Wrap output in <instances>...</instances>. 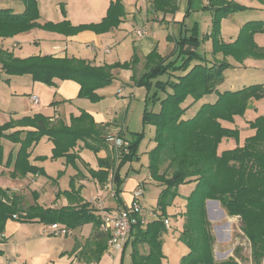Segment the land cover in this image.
I'll return each mask as SVG.
<instances>
[{"label":"trees","instance_id":"1","mask_svg":"<svg viewBox=\"0 0 264 264\" xmlns=\"http://www.w3.org/2000/svg\"><path fill=\"white\" fill-rule=\"evenodd\" d=\"M23 1L25 10L22 14H14L10 9H0V36H13L38 26L35 22L38 17L36 0ZM260 1L264 3V0ZM150 2L153 11L176 10V0ZM205 8L212 12L209 36L214 55L221 53L224 57L231 56L237 62L250 56H260L264 49L256 46L252 36L257 31H264L262 21L244 22L237 37L230 43H225L220 38L221 19L230 13L243 10L245 6L231 0H209ZM124 15L121 1L114 0L99 23L72 27L63 21L43 27L69 34L82 29L101 33L118 26ZM63 25H68L69 29L62 30ZM173 40L175 49L171 55L161 56L154 49L145 56L144 71L138 76L132 74L136 87L145 86L147 91L154 88L145 95L142 122L155 128L154 146L147 153V168L150 177L160 186L157 205L163 214L147 223H144L139 213L133 214L134 222L127 238L131 237L134 243L147 245L148 249L141 253L135 248L131 253L132 262L163 264L165 255L161 249V236L167 230L163 222L164 209L171 203L178 185L192 183L193 189L187 197L186 208L182 214L184 222L180 235L189 251L181 257L179 264H239L232 258L214 260L213 236L206 215V200H216L228 216H238L240 230L250 244L252 261L254 264H264V115L257 116L250 122L255 132L242 146L217 152L223 137L237 134L236 130L224 127L221 120H232L234 115H242L252 98L264 97V85L253 84L237 90L218 91L217 86L224 78L223 71L232 65L225 59L208 61L197 52L200 39L196 24L189 30L184 29L183 35L179 34ZM138 61L135 56L123 63L96 66L74 57L36 55L16 58L0 50L1 68L6 74H29L33 80L47 85H51L54 78L73 80L80 87L78 96L91 101L99 100L101 96L96 90L108 85L114 78L112 68L133 69ZM212 92L217 95L213 102L202 103L191 117H184V112L190 105ZM160 93L164 95L160 96ZM154 102H159L158 110L148 107L149 103ZM22 122L33 125L35 129L26 131L24 137H21V131L5 136L20 143L13 161V177L41 171L27 157L28 148L42 136H47L53 143L54 158L64 156L68 160L74 157L69 151L78 141H83L94 152L106 145L100 128L85 113L73 117L69 126L61 121L52 122L38 114L25 118ZM8 126L6 124L0 130ZM141 137V133H136L134 138L126 139L127 152L121 150L117 164L110 159H98L100 167L105 169L91 170L92 177L105 184L111 168L110 181L118 206L123 205L119 198L123 180L119 167L137 158L136 147ZM1 154L0 145V158ZM62 193L69 202L66 206L44 208L36 202L34 196V202L25 207L20 195L0 188V243L4 240L2 234L5 222L12 218L20 221L38 220L44 224L58 222L70 229L92 223L95 245L91 252L97 259L106 248L109 238L108 233L99 229L100 215L89 202L82 201L73 183L69 191ZM236 258L243 260L239 253Z\"/></svg>","mask_w":264,"mask_h":264},{"label":"crops","instance_id":"2","mask_svg":"<svg viewBox=\"0 0 264 264\" xmlns=\"http://www.w3.org/2000/svg\"><path fill=\"white\" fill-rule=\"evenodd\" d=\"M113 1L36 0L38 17L35 22L38 26L13 36H0V50L10 53L16 58L36 55H51L59 58L74 57L84 59L96 66L111 65L115 62L123 63L130 61L135 56L139 59L133 69L119 70L112 68V75L115 78L118 75L124 76V80L120 81L116 90L107 87L98 88L96 91L102 96V100L96 103L90 102L87 98L77 97L80 87L76 81L54 78L53 83L47 85L33 80L29 74L8 75L2 70L0 64V80H2L0 88L4 85L5 93L8 91L5 95L4 104H0V127L6 124L9 125L7 128L0 130V145L3 146V150L5 149L4 152L8 157H13L17 153L20 143L6 139L5 136L15 131H21V137H24L26 131L34 130L33 125L23 123L22 120L32 118L36 114L52 122L61 121L69 126L71 119L78 116L82 110H85L100 128L102 136L120 134L122 138L127 139L125 134L127 125L124 124V116L122 117L119 114V106L126 101L123 94L124 88L129 87L131 89L129 94H133L136 86L125 82V80L130 74L135 73L138 76L144 71L145 56L152 50L156 49L161 56L171 55L175 49L173 38L175 39L179 34L183 35L184 29L189 30L194 24L197 26L198 37L202 41L199 53L208 61L225 59L233 66L242 68L249 67L244 65L245 63L249 65L262 63V61L254 60L252 57H247L242 63H239L231 56L224 57L221 53L215 55L212 53V40L209 36L212 26V12L205 8L209 0H176V10L174 12L153 11L150 0H120L125 11L121 22L118 26L101 33L91 29H82L69 34L61 30L57 31L56 29L43 27L46 24H57L63 21L68 22L72 27L99 23L106 16L107 10ZM231 1H236L240 5L250 8L248 10H252L254 7H264L257 0ZM0 9H10L14 14H22L25 10V2L23 0H0ZM252 17L250 13L244 15L240 22L251 21ZM61 28L67 31L69 26L63 25ZM137 29L143 30L144 34L138 36L136 34ZM238 30L237 26L229 27L226 20L223 19L220 30L221 40L225 43L234 41L238 35ZM188 33L189 31L186 32V34ZM257 37L259 38L260 34ZM255 42L261 46V43L257 40ZM90 46H94L95 49H89ZM105 49H108V51H105ZM246 86L242 85L237 89ZM14 87L17 90H14ZM237 89L232 88V84H228V88H224V90ZM32 96H35L37 101H34ZM211 96L212 98H210ZM203 97H207L203 103L213 102L217 95L212 92ZM248 106L249 111L252 113L264 111V98L251 99ZM261 115H264V112ZM38 143L41 144L40 147ZM83 144V141H78L70 149L69 152L74 156L70 160L64 156L51 158L53 143L47 136H42L39 142L28 148L30 159L34 156H46L47 158L44 161L32 160V163L43 166L46 171L47 165L53 170H61L63 171L62 177L46 187L42 185L46 179L39 180L38 178L39 172L28 173L24 177H13L9 174L13 171L14 162L8 164L6 160L5 162L2 160L0 161V188L20 195L23 200L28 196L31 198L35 196L37 197L36 202L45 208H59L69 204L66 195L62 192L71 189L66 181L73 177V187L79 192L82 201L90 204V200L96 197L103 200L102 210L93 207L100 217H102L103 211H115L119 206L115 199L110 196L111 168L108 170L109 178L105 184H101L96 178L91 177L87 172V168L93 170L105 169L100 167L97 158L110 159L117 164L119 152L111 142L106 143L97 152L83 151ZM37 146L40 153L35 152ZM76 156H79L80 160L75 158ZM74 159L75 165L71 164ZM81 161L86 164H82ZM76 166L81 171L79 174ZM25 182H27L26 185ZM62 182L65 184L62 185ZM149 182L159 188L157 192L159 193L160 186L150 177L148 170L141 180L130 177L129 173L126 183H124L123 189L119 193L122 204H130L134 197L132 195L138 187L142 188L143 195L146 184ZM35 186H38L36 188L39 190L38 194L34 191ZM26 192H32V194H26ZM46 198H51L52 201H44L43 199ZM157 217L158 215L153 212L152 219ZM44 226L45 224L38 220L8 219L5 222L2 234L4 240L0 243L2 251L0 264H133L132 251L136 248L135 250L144 253L148 249L147 245L134 243L132 238L129 237L119 251H114L106 243L104 251L95 259L91 252L95 245L92 237V223H86L72 229L73 235L71 236L47 235L43 232ZM85 227L86 229H84ZM164 262L165 258L163 264Z\"/></svg>","mask_w":264,"mask_h":264},{"label":"rangeland","instance_id":"3","mask_svg":"<svg viewBox=\"0 0 264 264\" xmlns=\"http://www.w3.org/2000/svg\"><path fill=\"white\" fill-rule=\"evenodd\" d=\"M257 1L264 5V3H262L260 0H257ZM248 9L250 8L245 6L243 10L230 13L229 17H227L228 15L226 17H223L220 21L219 30H221L222 20L225 19L226 24L229 25V27L237 26V28L239 29L238 30V33H239L240 28L245 22V21L240 22V20L244 15H248L249 13L253 16L252 21H262L264 23V7L263 8L254 7L252 8V10H248ZM258 34H260L259 38L257 37ZM252 39L255 44H256L255 42L256 40L259 43H261V46L256 44L257 47L264 49V31H257L253 33ZM201 42L202 41L200 40V44ZM200 44L198 46L197 52L201 51V48H199ZM252 59L260 60L262 61V63L258 62V63H253L252 65L245 63L244 65L249 66L246 68L233 66L231 64L232 66H230L229 68L223 71V77L224 76L225 77L223 78L222 82L217 86V90L222 92L224 88H228V84H232V88L234 89L240 88L242 87V85L249 86L253 84H263L264 82V50L260 52V56L252 57ZM242 62H239V63H242ZM117 69L129 70V68H123V67H117ZM123 77L124 76L118 75V77L116 78L114 77L108 85H105L103 87L116 90V88L120 84V81L124 80ZM1 81L2 80H0V82ZM4 82H7V81H4ZM125 82L131 85H134L132 74L128 76ZM153 89L154 88L152 87L150 91H147V88L145 86H137L133 94L132 93L129 94V92L131 91L129 87H125L123 91L126 101L119 106V114L122 117L124 116V124L127 125L126 132H125L126 138L127 139L134 138L136 133H141L142 137L138 141L137 147H136L137 158H135L131 162H126L125 164L119 167V174L123 178L122 183L120 185L121 191L123 189L124 183H126V178H128L129 173H130V177L141 180L143 176L146 175L147 170H148L147 153L154 145L153 138L155 135V128H153L151 124H144L142 122V112H143V108L145 104V95L148 92H151ZM14 90H17V88L14 87ZM6 93H5V89L3 85V87L0 88V104L1 105H3L6 100V97H5ZM163 95H164L163 93H160V96H163ZM77 97H79L78 94H77ZM79 98H83V97H79ZM206 98L207 97H203L201 100H198L192 105H190L184 112V117L186 118L191 117L198 110V108L203 103V101L206 100ZM210 98H212V96ZM259 99L252 98V100H259ZM88 100L92 103H96L102 100V96L99 100H96V101H91L90 99ZM148 105H149L148 107L153 110H158L160 107L159 102L149 103ZM248 107L245 109L242 115H238V114L234 115L232 120H222V124L224 127L236 130L237 134L236 136H228V137H223L221 139V141L218 144L219 153H221L223 150H226V149H232L235 147L242 146L245 140L254 134L255 131H254V128L250 125V122L255 119L254 118L255 116L261 115L264 111L262 110V111H258L257 113H252L251 111H249L250 109H248ZM82 113L89 115L85 110H82L80 114L76 117H79ZM109 136L118 137L123 140H126L125 138H122L120 134L109 135ZM109 136L101 135V137L105 139L104 140L105 143L110 142V141H107V138ZM41 138L42 137H40L37 142H39ZM38 144L40 147L42 142L41 144L40 143ZM39 147L38 146L36 147L35 152L40 153ZM82 149L83 151H86V152H94V150L85 146L84 144H83ZM4 151L5 149L3 150V146H2V154H1L0 161L4 160L5 162L6 160V163L11 164L14 161L17 153L13 157L11 156L8 157V155L5 154ZM120 152L121 151L119 150V153ZM50 157L54 158L52 155ZM30 158L31 157L29 154V156L27 157L28 161L32 165L38 167L41 170L39 171V176H38L39 180L46 179V181L43 182L42 185L49 187L51 185V182H56V179H59L62 177L63 171L61 170H57V169L53 170V168L47 165V171H48L47 172L43 166H38V164L35 165L34 163H32V160L44 161L47 158L46 156L40 155V156H34L32 159ZM75 158H78L80 160L79 156H76ZM98 159L99 158H97V162H98ZM74 161L75 159L73 160L71 164L75 165ZM81 163L84 165L86 164L83 161H81ZM76 167H77V173L79 174L81 171L80 169H78V166ZM91 170L93 169L87 168V172L92 177ZM28 173H31V172H28ZM28 173H26L23 176H18V177H24ZM9 175H11V172ZM47 180L49 181L47 182ZM73 181L74 179L73 177H71L69 180L66 181V183L69 187H71V184L73 183ZM26 184L27 182H25V185ZM61 184L64 185L65 183L62 182ZM22 186L24 187V184ZM34 188H35L34 191L38 194L39 190L36 189L38 188V186H35ZM192 189H193L192 183L178 185L176 188L175 195L173 196L171 200V203L167 205L164 209L165 217L167 218L169 225H170V228H168L165 232H163L161 236V239H162L161 249H162L163 254L165 255L164 264H179L181 257L189 251L187 245L182 241L180 235H181V230H182L183 222H184V217L182 214L186 208L185 206L187 202V197L190 195ZM158 190L159 188L155 184L149 182L146 184L145 193L139 196L138 200L136 201L138 205V210H139V212H136V214L139 213L140 217L145 221L144 223H147L152 220L153 212H155L157 215L163 216L161 209L157 205V197L159 194L157 193ZM16 191H17V188H16ZM29 193L30 192H26V194H29ZM30 194H32V192ZM43 200L46 202L52 201L51 198L50 199L46 198ZM23 201H24L23 206L26 207L30 202L31 203L34 202V198H31L30 196H28ZM132 201L130 202V204L132 203ZM205 208H206L207 219L210 222V232L213 236L212 254H213L214 260L223 261V260L232 258V259L237 260L239 264H254L251 258L250 244L247 238L243 235L242 231L240 230L238 216H228L226 212L221 208L220 204H218V201L216 200H206ZM87 224H90V223H87ZM86 227L84 229H86ZM71 235H73L72 229H71V234L69 236ZM236 251L243 257L242 261L236 258V254H237Z\"/></svg>","mask_w":264,"mask_h":264},{"label":"built area","instance_id":"4","mask_svg":"<svg viewBox=\"0 0 264 264\" xmlns=\"http://www.w3.org/2000/svg\"><path fill=\"white\" fill-rule=\"evenodd\" d=\"M136 34L138 36H141L142 34H144V31L137 29ZM89 49L94 50L95 47L90 46ZM105 51H108V49H105ZM32 98L34 101H37V98L35 96H32ZM107 141L113 143L118 152L119 150H123V152L125 153L127 152L126 146L128 145V143L126 140L109 136L107 138ZM142 192V188L138 187L134 191V197L131 204L119 206L115 211L102 212L99 229L105 233H108L109 238L107 240V245L114 251H119L128 237L131 229V224L134 222L133 214L139 212L136 201L138 200V197L142 195ZM110 196L114 198L112 183L110 184ZM90 205L94 208L102 210L103 200L96 197L90 200ZM13 216L15 217V215ZM163 222L165 224V227L169 228L168 220L164 219ZM43 232L47 235L66 236L71 234V229L58 222H53L45 224Z\"/></svg>","mask_w":264,"mask_h":264},{"label":"bare ground","instance_id":"5","mask_svg":"<svg viewBox=\"0 0 264 264\" xmlns=\"http://www.w3.org/2000/svg\"><path fill=\"white\" fill-rule=\"evenodd\" d=\"M227 228V227H226Z\"/></svg>","mask_w":264,"mask_h":264}]
</instances>
